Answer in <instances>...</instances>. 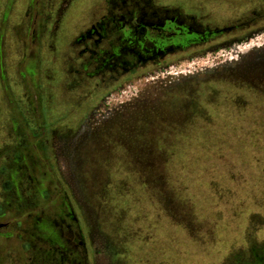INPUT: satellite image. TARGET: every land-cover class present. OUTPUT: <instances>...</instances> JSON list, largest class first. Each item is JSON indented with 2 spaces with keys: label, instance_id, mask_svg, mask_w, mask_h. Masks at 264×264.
Returning <instances> with one entry per match:
<instances>
[{
  "label": "rangeland",
  "instance_id": "1",
  "mask_svg": "<svg viewBox=\"0 0 264 264\" xmlns=\"http://www.w3.org/2000/svg\"><path fill=\"white\" fill-rule=\"evenodd\" d=\"M63 2L0 0V169L7 149L53 130L54 170L40 175L37 199L68 190L87 250L38 237L36 217L11 210L0 188L13 225L0 255L8 264H264V20L238 41L215 36L127 78L96 109L102 130L77 137L96 98L93 80L73 85L70 39L107 12L108 0H70L52 21ZM151 6L203 15L211 27L264 15V0ZM63 208L59 200L50 210Z\"/></svg>",
  "mask_w": 264,
  "mask_h": 264
},
{
  "label": "flooded vegetation",
  "instance_id": "2",
  "mask_svg": "<svg viewBox=\"0 0 264 264\" xmlns=\"http://www.w3.org/2000/svg\"><path fill=\"white\" fill-rule=\"evenodd\" d=\"M69 1L64 0L60 7L57 3L56 11L49 18L52 17V21L57 22L65 17ZM143 2L150 7L142 6ZM106 10L107 12L70 39V43L76 47L74 51L78 63L77 67L71 66V72L77 75L73 85L93 80L94 91L90 97L93 95L96 98V104L84 113V118L80 121L75 135L77 137H89L102 130L105 122L97 117L96 109L105 100L106 93L119 88L127 78L150 66H162L164 58L171 52L186 51L194 46L207 44L215 36L233 35L224 44L238 41L252 33L258 21L264 20V15H259L257 21L252 17L242 23L211 27L204 21L203 15L197 16L189 12L182 14L178 9L166 6L158 9L151 6V0H108ZM239 29L243 31L242 35L235 33ZM214 47L216 46L208 48ZM234 69L235 66H232L222 71L235 73ZM213 73L214 76L222 72ZM43 128L33 131L34 141L27 143L26 138L23 143H19L18 150L5 151L7 160L4 168L0 169V188L5 193L6 203L14 205L11 210L16 209L26 218L27 214L36 217L34 233L38 237L43 239L38 234L40 232L46 240L57 243L60 241L61 248L63 245L69 249L81 246L86 251L84 222L68 190H61L57 185L59 191L50 203L41 204L37 199L40 194L44 196L40 189L41 176L45 178L48 172L52 173L54 170L53 156L48 149L54 143L53 130L47 132ZM63 135L69 136H61ZM42 166L46 168L45 171ZM59 200L64 205L62 212L50 210ZM6 203L0 205V237L7 236L5 231L13 228L12 220L6 217ZM34 208H38V211H32ZM23 249L27 259V242L23 243ZM262 249L264 252V246ZM7 258L8 256L0 255V264H8ZM259 258L263 262L264 253ZM253 264L258 263L253 260Z\"/></svg>",
  "mask_w": 264,
  "mask_h": 264
}]
</instances>
